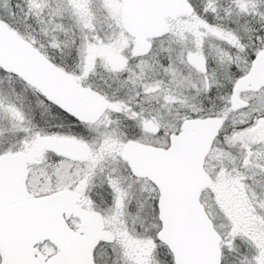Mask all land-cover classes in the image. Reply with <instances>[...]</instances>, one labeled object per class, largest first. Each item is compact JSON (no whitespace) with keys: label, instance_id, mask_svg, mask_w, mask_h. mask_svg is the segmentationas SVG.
I'll use <instances>...</instances> for the list:
<instances>
[{"label":"snow or ice","instance_id":"snow-or-ice-1","mask_svg":"<svg viewBox=\"0 0 264 264\" xmlns=\"http://www.w3.org/2000/svg\"><path fill=\"white\" fill-rule=\"evenodd\" d=\"M0 264H264V0H0Z\"/></svg>","mask_w":264,"mask_h":264}]
</instances>
